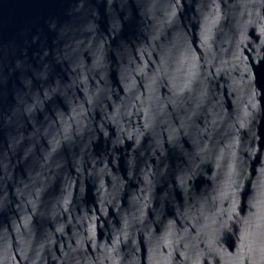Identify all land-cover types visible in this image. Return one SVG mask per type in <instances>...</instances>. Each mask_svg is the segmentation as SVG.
I'll list each match as a JSON object with an SVG mask.
<instances>
[{
    "label": "water",
    "instance_id": "obj_1",
    "mask_svg": "<svg viewBox=\"0 0 264 264\" xmlns=\"http://www.w3.org/2000/svg\"><path fill=\"white\" fill-rule=\"evenodd\" d=\"M0 264H264V0H0Z\"/></svg>",
    "mask_w": 264,
    "mask_h": 264
}]
</instances>
